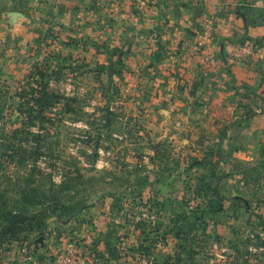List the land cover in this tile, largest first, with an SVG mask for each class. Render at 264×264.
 I'll return each instance as SVG.
<instances>
[{
	"label": "rangeland",
	"instance_id": "obj_1",
	"mask_svg": "<svg viewBox=\"0 0 264 264\" xmlns=\"http://www.w3.org/2000/svg\"><path fill=\"white\" fill-rule=\"evenodd\" d=\"M19 1L13 3L14 11L24 17L15 24L4 16L6 8L0 9V177H5L0 188L17 200L19 187L27 184L31 190L25 181L32 174L31 180L46 183L45 189L64 185V190L53 193L72 208L73 217L69 222L49 219L41 237L39 231H32L25 238L28 231L24 232L21 243L13 241L0 250V264H61L58 258L72 247L77 253L70 264H90L93 257L100 264H264V208L248 215L243 204H227L219 214L218 232H198V243L190 248L199 246V255L189 262L185 261L188 255H178L179 250L155 255L150 249L156 240L150 239L152 228L161 230L157 242L170 234L160 218H169L171 212L167 224L178 240L180 233L184 239L188 229L193 230V225H182L178 218L185 212L202 216L206 211L207 198L195 191L204 183L199 178L183 181L177 172L200 158L188 160L190 147L184 145V136L192 140L191 149L205 140L211 151L212 140L223 133V128L212 129L210 114L200 112L203 100L173 97V87L180 94L191 85L196 90L184 77L198 67L214 71L215 54L208 60L197 43L224 42L226 37L218 32L221 20L227 21L229 29L235 30L228 34V54L246 63L244 71L252 81L242 84L232 76L230 88L221 83L227 96L222 105L229 104L231 93L237 108H253L258 92L264 90V33L252 27L264 23V6L251 0L229 5L224 0L222 10L246 16L245 33L241 17L219 16L223 14L216 11L219 0H24L25 5ZM187 54L198 55V60L189 61ZM168 59L175 64L170 76L164 74ZM212 87L211 81L200 89L212 91ZM40 96L49 104L32 101ZM208 98L207 104L213 96ZM174 99L183 107L181 101L194 102L191 111L187 108L192 115L174 117L172 108L166 130L153 127L151 107ZM187 119L191 122L188 135L182 128ZM161 132L168 140L151 136ZM9 143L14 149L24 148L14 162L2 157L1 150ZM205 163L207 168L216 165ZM210 182L209 188L212 181L206 182ZM243 188L237 194L250 198ZM164 200L173 203L167 215L161 207ZM85 204L91 207L78 212ZM22 207L35 212L34 207ZM137 217L141 218L138 225L131 222ZM104 218L111 220L109 231L97 226ZM28 224L35 226L37 221Z\"/></svg>",
	"mask_w": 264,
	"mask_h": 264
},
{
	"label": "crops",
	"instance_id": "obj_2",
	"mask_svg": "<svg viewBox=\"0 0 264 264\" xmlns=\"http://www.w3.org/2000/svg\"><path fill=\"white\" fill-rule=\"evenodd\" d=\"M21 1L24 2L23 4L25 5L26 1L20 0L19 2ZM227 1L229 5L231 3L235 5L240 0H227ZM251 1L253 3H258L259 6H264V0H251ZM16 2L17 0H0V9H2L3 6L4 8H6L4 16L9 17V13L16 12L14 11V6H13V3ZM223 2L225 1L219 0L218 2L219 4L216 7L217 9L216 11H220V10L223 11V14H220L219 16H225V14H228V15H233L235 17H241L242 19L241 24L243 27V31L247 33L249 24L246 16L244 14H237V12L232 13L227 10L226 11L222 10ZM219 18H223V17H219ZM221 22L222 23H220L219 25L218 33L224 34V37H226V40L224 42H221L220 40L218 41L209 40V41L197 43V49L198 48L203 49L204 56H207L208 60L213 58L212 53L215 54L217 61L216 63H214L216 68L212 67L214 71L211 72L206 70L205 71L200 70V69H204L205 67L203 68L198 67L195 69L192 68L193 72L190 73L189 76L184 77V79L186 82H188V85L192 83L194 87H196V90L191 87L192 85L189 86V89H186L183 86L185 90H188V91H183L184 92V93L182 92L183 94L177 93L178 91L176 92L175 91L176 89H174V87L172 90V92L175 94V95L173 94L174 95L173 97L179 96L186 98L187 96L188 97L192 96L194 98L197 97L203 100L202 104L198 108L201 109L200 112L203 111V113L210 114L209 115L211 119L210 125L212 126V129L221 131V128H223V133L220 135L218 140H212L213 144L215 145L214 146L215 148H212L211 151L207 150L206 147L207 141L205 140H204V144L200 143L201 145L200 147L194 150L191 149L192 148L191 144L193 146L192 140H189L188 137H186L185 140V136H184V141H183L184 145L186 146L188 145L190 147V148L188 147L189 149L188 151H186L188 153L186 154L188 160H190L191 157L194 156H198L200 158L198 160L195 159V163L193 162L190 163L188 165V168H182L181 171H177L178 174H180V177L183 181H185V179L189 181L190 179H195V178L211 180L212 186H216L219 188V193L223 198L222 203L224 205V211L220 213H214L212 215H208V217L210 216V218H212V220H210V218L207 220L208 222L210 221L208 224L209 225L208 232L210 234L215 233V231L218 232L217 228L220 225L219 214H222L226 211L227 204L229 203L230 204L233 203L236 206L239 204L240 205L243 204L245 205V208L250 206L251 212L249 211V214L246 212L248 215H251L254 209L261 211L264 208V163H263L264 161V93L261 92V91L264 92V90H260V92H258L260 94L258 97L259 101H257V103L254 105L253 108H251V106L246 107L244 109L243 108L240 109V107L237 108L238 106L236 103L237 101H235L234 99L235 96L231 95V93L227 94L229 96V101H228L229 104H227L226 106L222 105L223 104L222 98L223 97L226 98L227 96L226 93L221 90L220 87L222 85L221 83L225 84V86L230 88L231 85L230 82L232 76H234V78H236V80H238L242 84L251 82L252 77L249 76V73L244 71L246 69L245 67H247L246 63L236 62L235 59L231 58L230 53L228 54V52H230L229 39H231L229 37L230 35L228 34H232L233 31L235 30L234 28H232L231 30L229 29L230 25L226 24L228 23L227 21L223 22V20H221ZM258 25H264V23L262 24L256 23L255 24L256 27L251 26L252 31H260L264 33V26H258ZM201 43L204 46L201 47L200 46ZM174 47H176L175 44ZM186 48L188 47L186 46ZM169 50L170 49H168V51ZM211 50L213 52H211ZM194 55L195 57L193 58L189 57L190 55H188V57L190 58L189 61L198 60V55L197 56L196 54ZM173 61L174 60H169V59L165 61L164 74L166 76H170L172 73H174L173 71L175 69V64H173ZM175 62H177V60ZM208 65L210 68L211 64ZM195 71L198 72L202 71V72L201 74H199ZM175 81L177 82V79H174V83ZM211 81H212V85L214 86L210 88L212 89V91H204L203 89H200L201 85L205 83H209ZM218 82L220 83L217 84ZM241 90L245 91V89H241ZM210 95L213 96V100H211L212 104L210 103L211 101H209L207 104L206 98L209 97L208 99L210 100L212 97ZM189 99L190 98H188L187 101H190ZM183 102L184 101H181L184 107L181 104L176 103L179 108H176L175 99L171 104L165 106H162V104L160 103L152 106L150 110L151 125L155 128L166 130L164 128V125H166L167 121L171 117L170 114L172 112V108L176 114L173 115L174 117L178 115L182 117L183 114H185L186 112L192 115L190 109L195 107L193 105L194 102H191V104L190 102H188L189 104H185ZM187 108L190 111L189 110L187 111ZM222 111L223 114L226 112L227 115L222 117L220 114ZM235 111L237 112V114L235 113ZM158 114H162L164 118L162 119ZM175 123L180 126V123L177 122V120L175 121ZM182 126H183L182 128H184V131L188 135L189 131L191 130L190 120L189 119H187V121L184 120ZM148 129H154V128H148ZM151 136H153V139L155 140H168L166 136H163L162 132L159 135L157 134L153 135L152 133ZM174 144H178V143L174 142ZM207 151H210L209 155L204 154ZM199 154L200 155L203 154V156H200ZM207 161H215L216 165H210L211 168L210 167L207 168L205 165L206 163L204 164V162ZM243 186H245L246 188L245 190L247 191L248 195H250V198L248 199L246 197H242L241 195L237 194L238 192L243 191L244 189ZM181 187L185 188V186H181ZM163 203L164 204H161V207L164 209V214L167 215L166 209H168L169 207L172 210L173 203L170 200H164ZM92 208H94V206ZM178 208L179 207H177V209ZM169 214H170L169 218H167V216H164L163 218L160 219L164 221L162 223H164L166 233H170V234L164 237L165 244H161L163 245L162 247H159L155 243L154 246L150 248L151 252H154L155 255L161 252L173 253L174 251L179 250L178 249V245H180L179 243L185 241L182 239L184 237L182 234L179 236L178 240L174 238V234L170 230L171 226L168 227L169 225L167 224V219L169 224L172 221L171 212H169ZM106 219H107L106 221L105 218L101 220L97 226L100 225L102 228L107 229L109 231L111 227L110 225L112 224L110 222L111 220L109 221L108 218ZM184 222H188V221L183 220L181 221V224L183 225ZM158 230H160V228ZM85 237L87 236L85 235ZM186 238L187 237H185V239Z\"/></svg>",
	"mask_w": 264,
	"mask_h": 264
},
{
	"label": "trees",
	"instance_id": "obj_3",
	"mask_svg": "<svg viewBox=\"0 0 264 264\" xmlns=\"http://www.w3.org/2000/svg\"><path fill=\"white\" fill-rule=\"evenodd\" d=\"M34 103H39L41 105L43 103V106H46L49 104L48 102H44V97H38L32 100ZM46 104V105H45ZM5 147V146H4ZM25 147V146H24ZM3 153L5 152V155L2 153V157L6 158V162L11 161L14 162L16 161L17 157L21 158V151H24V148L21 146L20 150L14 149L12 144L9 143L5 149L1 150ZM23 158V155H22ZM205 163V162H204ZM39 171L37 172V174ZM40 174H42L40 172ZM43 175V174H42ZM32 177L34 174L31 175ZM30 177V176H29ZM27 178L25 181L28 183L29 187H31V190H29L26 184V187H19V190L17 193H19V198L17 200H13L10 197H8V193L5 190H2L0 188V250L5 247L7 244L14 242H19L21 243L22 240L25 238H29L30 232L35 231L39 233V237L44 236L45 234V229L47 228V222L49 219L56 217L60 220H63L65 222H69L73 216L70 215V212L72 208L65 206V204L61 203L60 198L53 193V191H56V189L64 190L65 187L64 185L62 186H57L55 184H52L48 187V189H45L44 184L46 183H39L37 184V180L31 178ZM5 177H0V182L3 180ZM41 178V175H40ZM42 179V178H41ZM4 181V180H3ZM44 181V180H42ZM200 182L204 183V187L201 189L195 190L198 195L201 196V198H207V204L204 205V208L206 209L205 212L202 213V216H200L198 213L192 211L190 212L191 215L186 214L185 212L184 217H179L178 221H183L187 220V224H190L192 226L193 230L191 231L188 229V234L189 236L191 235V239L189 236L187 238L183 239L182 243H179L178 249L180 254L188 255V260H185L186 262L191 259L193 256L199 255V251L197 250L199 246H195L193 248H190L192 244L197 245L198 243V232L202 233L204 235L205 233L208 232L209 228V222L206 220L207 214L212 215L214 213H220L224 211V205L222 203L223 198L221 194L219 193V188L216 186H212L209 188L208 186L211 185L207 184V180L205 179H200ZM37 184V185H36ZM1 187V185H0ZM208 187V189H207ZM71 189V188H69ZM51 193V194H50ZM143 193L141 192L137 197L141 198V195ZM202 194V195H201ZM249 203V201H248ZM22 205L28 206V207H34L35 212L28 213ZM208 205V206H207ZM250 205V203H249ZM37 207V208H36ZM40 207V208H38ZM90 206L83 205V207L78 211V212H86ZM248 206L246 208V212L249 214V211L251 212V208ZM249 209V210H248ZM194 217V218H192ZM160 218V217H159ZM212 220V218H210ZM29 221H37V224L35 226H29L28 222ZM158 221V220H157ZM156 221V222H157ZM155 226V224H154ZM150 232V239H156L153 241L151 244H158V243H164L165 244V238H162V242H157L160 238L156 234L157 232H160L157 228H152ZM28 231V232H27ZM24 232H27V236L24 238V235L22 234ZM180 234H183L180 233ZM24 238V239H23ZM153 244V245H154ZM182 262V261H180Z\"/></svg>",
	"mask_w": 264,
	"mask_h": 264
},
{
	"label": "built area",
	"instance_id": "obj_4",
	"mask_svg": "<svg viewBox=\"0 0 264 264\" xmlns=\"http://www.w3.org/2000/svg\"><path fill=\"white\" fill-rule=\"evenodd\" d=\"M156 218H153V220H155ZM140 221H141V218L140 217H137V218H132L131 222L132 223H135L136 225L140 224ZM146 222V220L144 221ZM148 222V221H147ZM84 240L87 239V237H84L83 238ZM159 247H162L163 245L159 244L158 245ZM77 253V250L74 249V247L72 248H67V250H65V254L64 255H61L59 258H58V261L61 262V264H70L72 263L73 261V256ZM91 256H94V252H91ZM96 257H93L92 260H91V263L90 264H100V261L98 260V258L94 259ZM101 259V258H100Z\"/></svg>",
	"mask_w": 264,
	"mask_h": 264
},
{
	"label": "water",
	"instance_id": "obj_5",
	"mask_svg": "<svg viewBox=\"0 0 264 264\" xmlns=\"http://www.w3.org/2000/svg\"><path fill=\"white\" fill-rule=\"evenodd\" d=\"M9 17L12 20V23L15 24L18 21V18L24 17L23 14L18 13V12H11L9 13Z\"/></svg>",
	"mask_w": 264,
	"mask_h": 264
}]
</instances>
